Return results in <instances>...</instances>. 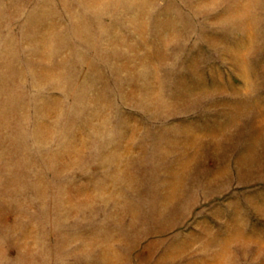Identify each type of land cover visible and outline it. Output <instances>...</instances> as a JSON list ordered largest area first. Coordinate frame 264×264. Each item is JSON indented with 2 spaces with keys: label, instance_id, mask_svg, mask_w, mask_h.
<instances>
[{
  "label": "rangeland",
  "instance_id": "obj_1",
  "mask_svg": "<svg viewBox=\"0 0 264 264\" xmlns=\"http://www.w3.org/2000/svg\"><path fill=\"white\" fill-rule=\"evenodd\" d=\"M0 264H264V0H0Z\"/></svg>",
  "mask_w": 264,
  "mask_h": 264
}]
</instances>
